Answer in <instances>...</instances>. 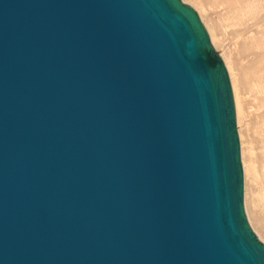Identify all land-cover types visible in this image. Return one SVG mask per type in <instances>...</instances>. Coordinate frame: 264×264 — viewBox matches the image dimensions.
Segmentation results:
<instances>
[{"label":"water","instance_id":"95a60500","mask_svg":"<svg viewBox=\"0 0 264 264\" xmlns=\"http://www.w3.org/2000/svg\"><path fill=\"white\" fill-rule=\"evenodd\" d=\"M231 78L183 0H0V264H264Z\"/></svg>","mask_w":264,"mask_h":264},{"label":"rangeland","instance_id":"374dc122","mask_svg":"<svg viewBox=\"0 0 264 264\" xmlns=\"http://www.w3.org/2000/svg\"><path fill=\"white\" fill-rule=\"evenodd\" d=\"M228 69L236 105L248 221L264 243V0H183Z\"/></svg>","mask_w":264,"mask_h":264}]
</instances>
